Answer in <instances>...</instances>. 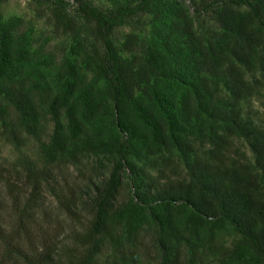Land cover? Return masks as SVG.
<instances>
[{"label": "trees", "instance_id": "obj_1", "mask_svg": "<svg viewBox=\"0 0 264 264\" xmlns=\"http://www.w3.org/2000/svg\"><path fill=\"white\" fill-rule=\"evenodd\" d=\"M43 1L59 10L74 4L90 24L100 47L98 71L107 82L114 102V124L122 126L125 133L112 146L84 140L83 150L102 152L110 146L114 159L106 176L103 165L98 163L99 167L94 166L97 170L94 179L80 188L78 197L71 195L58 201L59 209L73 222L60 237L63 229L51 227L44 216L37 215L31 193L7 212L0 209V264H89L103 239L117 252L110 264H132L140 243L136 239V226L123 237L117 229L124 211L122 203L114 204L120 172L126 155L137 154L140 146L156 152L159 145L176 148L185 167L184 175L171 167L169 172L175 178L159 180L164 176L162 173L152 176L144 169L142 173L135 172L137 183L129 176L130 185H135L131 197L152 211L153 229L147 240L154 248L155 264H207L208 257L216 259L217 264L251 260L264 264V116L254 123L242 117L237 106L239 99L264 90V0H213L201 3L193 11L194 16H200L216 10V21L225 39L221 47L228 54L222 53L223 48L218 45L208 44L204 48L199 40L192 44L191 21L180 13V22L175 27L188 42L194 101L190 105L186 94L181 97L177 119H166L167 134L148 110L138 115L118 104L124 92V80L116 67L110 41L113 28L138 22L153 0H135L112 12L101 10L89 0ZM240 7L244 8L243 12L235 10ZM0 44L1 57L5 59L0 66L3 102L0 124L5 138L20 144L15 134L16 123H20L25 133L38 135V114H34L29 90L13 78L6 66L12 57L6 40ZM208 76L221 78L228 92L225 103L213 97L209 83L214 81ZM202 113L217 121L220 131L210 127V132L201 136L208 147L201 155L191 156L193 149L185 129L190 116L197 118ZM231 136L246 141L251 162L228 154ZM63 148L61 137L54 135L53 150L63 152ZM165 161L171 163L169 159ZM224 228L237 236L228 250H221L219 243L220 230Z\"/></svg>", "mask_w": 264, "mask_h": 264}, {"label": "rangeland", "instance_id": "obj_2", "mask_svg": "<svg viewBox=\"0 0 264 264\" xmlns=\"http://www.w3.org/2000/svg\"><path fill=\"white\" fill-rule=\"evenodd\" d=\"M89 1L103 11L112 12L135 0ZM210 1L213 0H175V3L153 0L138 22L115 27L110 33L116 67L124 80V92L118 104L138 115L148 110L165 134L168 132L166 119H177L181 97L186 94L190 105L194 101L188 42L184 33L175 27V23L180 22V13L191 21L192 44L199 40L207 48L208 44L221 47L225 42L223 30L216 21V10L193 15L201 3ZM235 10L243 12L244 8ZM3 39L12 54L6 66L13 78L29 90L40 132L27 134L20 123H16L15 134L20 144H13L5 138L0 124V209L7 212L31 193L37 215L44 216L51 227L63 229L60 237L73 222L59 209L58 201L71 195L78 197L80 188L94 179L97 173L94 166L99 167L98 163L103 165L104 175H107L114 159L110 146L125 132L122 126L114 124V102L107 82L98 71L100 47L90 31V24L74 4L59 10L43 0H0V43ZM223 52L228 54L224 48ZM1 56L0 44V66H3L5 59ZM208 78L214 81L209 83L213 97L225 103L228 92L221 78ZM2 103L0 99V105ZM237 106L242 117L258 123L264 116V90L239 99ZM213 126L215 132L220 131L217 121L203 113L197 118L190 116L185 132L193 149L191 156L201 155L208 147L201 136L208 134ZM56 134L64 143L63 152L53 150ZM87 139L91 143L107 142L110 148L102 152L85 151L83 143ZM229 139L228 154L251 162L252 154L246 141L235 136ZM140 147L137 154L126 155L120 172L114 204L122 203L124 211L117 229L123 237L136 226L140 245L132 264H155V251L147 240L153 229L152 211L135 203L131 197L135 185H130L129 176L137 183L135 172L142 173L144 169L152 176L162 173L164 176L159 180H163L175 178L169 172L171 167L181 176L185 167L172 146L159 145L156 152L143 149L148 146ZM220 233L221 250L231 249L237 236L227 228ZM114 255H117L116 250L103 239L89 264H110ZM207 264H217V261L208 257ZM239 264L263 263L251 260Z\"/></svg>", "mask_w": 264, "mask_h": 264}]
</instances>
